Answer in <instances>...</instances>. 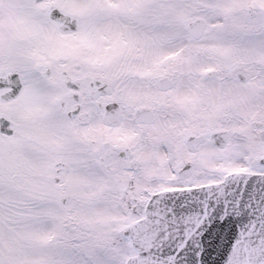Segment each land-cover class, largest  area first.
Instances as JSON below:
<instances>
[{"label":"snow or ice","instance_id":"snow-or-ice-1","mask_svg":"<svg viewBox=\"0 0 264 264\" xmlns=\"http://www.w3.org/2000/svg\"><path fill=\"white\" fill-rule=\"evenodd\" d=\"M0 264H264V0H0Z\"/></svg>","mask_w":264,"mask_h":264}]
</instances>
